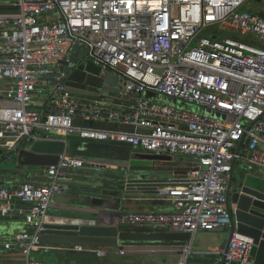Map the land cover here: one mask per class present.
Returning a JSON list of instances; mask_svg holds the SVG:
<instances>
[{
  "label": "built area",
  "instance_id": "1",
  "mask_svg": "<svg viewBox=\"0 0 264 264\" xmlns=\"http://www.w3.org/2000/svg\"><path fill=\"white\" fill-rule=\"evenodd\" d=\"M246 1L16 0L18 14L0 18V98L7 103L0 150L57 131L192 157L183 177L165 183L177 212H126L120 225L230 231L232 164L264 170V17L244 9ZM86 60L124 91L111 99L71 95L59 68ZM38 85L48 90L45 112L29 109ZM8 153L4 162L13 159ZM87 163L63 154L46 166L43 185L0 184V221L14 216L26 228L0 239V256L13 258L2 264H50L34 255L52 197ZM252 250V240L234 232L223 264H252Z\"/></svg>",
  "mask_w": 264,
  "mask_h": 264
},
{
  "label": "crops",
  "instance_id": "2",
  "mask_svg": "<svg viewBox=\"0 0 264 264\" xmlns=\"http://www.w3.org/2000/svg\"><path fill=\"white\" fill-rule=\"evenodd\" d=\"M256 13L264 16V13ZM246 39L252 41L250 38ZM41 88V85L34 86L35 97L29 106V109L37 112H45L48 101L46 86L42 88L44 90ZM109 97L113 98L112 94ZM86 98L88 97H78ZM0 104L4 105V102L1 101ZM40 135L41 138L26 147L18 144L16 150L9 153L0 150L1 162H4L3 158L7 153L13 158L8 162L11 168L0 170V184L8 187L21 182L43 185L46 183L44 174L47 160L59 158L63 154L90 162L92 165L87 163L83 169L73 172V180L64 183V191L52 197L47 223L117 227L118 245L121 249L82 248L81 251H76L75 247H43L41 244L35 258L50 264H75L76 261L79 264L223 263L227 235L222 233L155 231L147 227L121 226L119 223L120 216L126 212H177L173 200L167 197L165 185L137 191H128L125 188V174L132 162L139 167L150 168L151 172L145 171L142 174L155 178L169 172L171 177H183L191 169L193 161L182 158V155H154L111 141L83 140L74 133L44 131ZM133 153L168 159L141 160L132 157ZM242 182L248 188H258L264 192V170L249 166L243 161H236L232 172V185L235 187ZM25 230L20 219L14 216L0 221L1 240ZM12 259L0 256V264Z\"/></svg>",
  "mask_w": 264,
  "mask_h": 264
},
{
  "label": "water",
  "instance_id": "3",
  "mask_svg": "<svg viewBox=\"0 0 264 264\" xmlns=\"http://www.w3.org/2000/svg\"><path fill=\"white\" fill-rule=\"evenodd\" d=\"M18 9L16 0L0 1V18H7V15L10 14L17 15ZM62 64L65 63L62 62ZM59 69L67 75V91L71 95L107 99L110 98L111 94L114 97L116 93L124 91L123 88H118V81L112 74L101 70L88 60L78 62L73 70L62 66ZM240 146L241 142L238 144L237 151ZM135 157L147 161L168 159L163 156L151 155H137ZM57 159L49 158L47 165ZM233 168L234 163L232 164V170ZM145 171L151 172V169L139 167L135 162H132L125 174V188L128 191H137L160 187L164 186L167 179L171 177L170 172L166 174L161 172L162 175L154 178L142 174ZM231 178L228 187L227 206L232 220V227L228 232H225L224 229H217L213 232L227 234L224 251L227 250L234 232L250 238L253 243L252 264H264V192L258 188H248L243 182L233 187ZM118 235L117 227L44 224L43 230L40 232V244L72 248L121 249L118 245Z\"/></svg>",
  "mask_w": 264,
  "mask_h": 264
},
{
  "label": "rangeland",
  "instance_id": "4",
  "mask_svg": "<svg viewBox=\"0 0 264 264\" xmlns=\"http://www.w3.org/2000/svg\"><path fill=\"white\" fill-rule=\"evenodd\" d=\"M0 1H3V0H0ZM244 9H246V10H252V11H255V12H261L262 14L264 13V0H247L246 1V4H245V6H244ZM263 16V15H262ZM264 17V16H263ZM82 52L81 51H79V52H77V54L76 55H79L80 56V54H81ZM78 60H79V58H78ZM80 61V60H79ZM78 61V62H79ZM161 102H164V103H167V104H170V103H172L171 102V100H166V99H161L160 100ZM137 155H140V154H138V153H133V155H131L132 157H135V156H137ZM154 155H155V153H154ZM157 155V154H156ZM182 158H187L189 161H193V163H194V159L192 158V157H188V156H184V157H182ZM9 168H11V164L10 163H8V162H1L0 161V170H7V169H9ZM225 232H228V231H225ZM224 235H227L226 233H223ZM48 246H50V245H44L43 247H48ZM75 264H79V262L78 261H76L75 262Z\"/></svg>",
  "mask_w": 264,
  "mask_h": 264
},
{
  "label": "trees",
  "instance_id": "5",
  "mask_svg": "<svg viewBox=\"0 0 264 264\" xmlns=\"http://www.w3.org/2000/svg\"><path fill=\"white\" fill-rule=\"evenodd\" d=\"M251 11H252V10H251ZM253 12H254V11H253ZM247 41H248V39H247ZM1 101L4 102V105H3V104H2V105L0 104V106H6V105H7V103H6L5 101H3V100L0 98V102H1Z\"/></svg>",
  "mask_w": 264,
  "mask_h": 264
}]
</instances>
